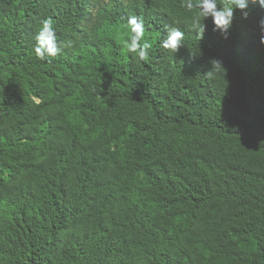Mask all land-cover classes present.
Masks as SVG:
<instances>
[{"label":"trees","instance_id":"trees-1","mask_svg":"<svg viewBox=\"0 0 264 264\" xmlns=\"http://www.w3.org/2000/svg\"><path fill=\"white\" fill-rule=\"evenodd\" d=\"M180 4L0 0V264H264V10L198 40ZM45 17L71 42L51 63Z\"/></svg>","mask_w":264,"mask_h":264},{"label":"clouds","instance_id":"clouds-1","mask_svg":"<svg viewBox=\"0 0 264 264\" xmlns=\"http://www.w3.org/2000/svg\"><path fill=\"white\" fill-rule=\"evenodd\" d=\"M249 3L264 10V0H223L221 4H218L217 0H181L180 7L191 13L192 28L198 40L205 32V24L202 22L205 18H211L213 32L227 39L234 19V9L241 10L243 16L247 17ZM125 26L127 37L122 41V49L127 53H134L139 61L147 62L149 50L153 45L145 38L146 27L143 18L134 14L128 15ZM259 28L260 44L264 46V19L259 21ZM184 39L185 33L178 27H172L166 30V35L159 41V46L174 54L184 46ZM33 40L32 54L37 60L47 63H51L63 48L71 44V42L64 44L58 40L52 17L40 20ZM215 63L221 66L219 62ZM32 100L37 105L41 103L35 95L32 96Z\"/></svg>","mask_w":264,"mask_h":264}]
</instances>
